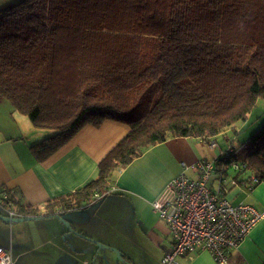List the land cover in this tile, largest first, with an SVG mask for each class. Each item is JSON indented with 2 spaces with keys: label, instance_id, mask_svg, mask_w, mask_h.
Masks as SVG:
<instances>
[{
  "label": "trees",
  "instance_id": "trees-1",
  "mask_svg": "<svg viewBox=\"0 0 264 264\" xmlns=\"http://www.w3.org/2000/svg\"><path fill=\"white\" fill-rule=\"evenodd\" d=\"M0 97L57 131L32 147L40 161L85 125L130 126L83 188L45 212L7 205L48 218L101 201L113 172L150 147L169 137L213 143L247 119L264 98V0H21L0 9ZM236 159L264 182V123ZM230 164L220 157L216 170Z\"/></svg>",
  "mask_w": 264,
  "mask_h": 264
},
{
  "label": "crops",
  "instance_id": "crops-1",
  "mask_svg": "<svg viewBox=\"0 0 264 264\" xmlns=\"http://www.w3.org/2000/svg\"><path fill=\"white\" fill-rule=\"evenodd\" d=\"M0 3H3L0 8L10 6L9 0H0ZM238 123L235 128L231 127L213 138L217 143L215 147L201 138L191 136L169 137L150 147L126 167L113 172V185L109 188L116 187V190L106 200L84 203L80 208L57 207L56 212L71 223L73 232L66 230L65 223L59 222L57 218L49 219L51 221L48 222L59 223L56 232L49 230V238L33 246L50 243L55 248H63L73 258L80 254H91V258L96 261L101 254H105L93 240L106 241L109 238L113 242L111 246L120 247L130 259L129 262L137 264L140 261L138 255L131 252V249L138 248L144 258L140 264H156V249L161 250L163 258L172 248L173 242L166 222L154 211L152 202L167 183L182 171L183 162L191 165L202 158H220L221 153L233 143V133H239ZM130 130L128 124L111 119L105 120L100 126L85 125L66 145L48 159L40 161L32 147L55 136L57 131L35 127L27 115L0 97V192L6 191L8 200L45 212V205L49 201L71 195L96 179L99 163ZM188 174L194 177L198 175L193 170H188ZM230 175L238 179V185L231 187V201L234 204L249 203L264 210V182L249 190L246 181L252 175L250 172ZM212 181L213 186H216L218 175ZM8 200L0 203L6 211L3 215H9L10 210L17 214L14 207L7 205ZM111 228H115L114 235L110 232ZM60 235L64 237L63 242ZM126 237L134 240H130L133 247L125 242ZM143 241L141 246L140 242ZM73 244L82 246V249ZM158 258L161 264L159 255ZM187 264L218 263L209 252H202L187 261ZM229 264H264V219L240 248L233 252Z\"/></svg>",
  "mask_w": 264,
  "mask_h": 264
},
{
  "label": "built area",
  "instance_id": "built-area-1",
  "mask_svg": "<svg viewBox=\"0 0 264 264\" xmlns=\"http://www.w3.org/2000/svg\"><path fill=\"white\" fill-rule=\"evenodd\" d=\"M208 144L217 146L216 142ZM238 154L234 142L221 153V158L231 159L227 172L216 170L219 158H202L191 165L183 162L182 171L152 202L154 211L166 222L173 242L172 248L163 256L162 264H187L202 252H209L218 264H229L233 252L264 219V210L245 202L234 204L229 198L231 187L238 185V179L231 176L229 170L239 173L247 169L246 162L236 159ZM188 170L196 171L198 175L191 176ZM215 175H218V183L213 186ZM246 183L252 190L259 180L252 174ZM115 190L116 187H111L104 193L96 192L95 198L101 199ZM8 198L6 191L0 192V203ZM9 216L18 215L10 210ZM0 264H17L12 252L1 245Z\"/></svg>",
  "mask_w": 264,
  "mask_h": 264
},
{
  "label": "rangeland",
  "instance_id": "rangeland-1",
  "mask_svg": "<svg viewBox=\"0 0 264 264\" xmlns=\"http://www.w3.org/2000/svg\"><path fill=\"white\" fill-rule=\"evenodd\" d=\"M20 1L21 0H15V1L9 0V4L13 5ZM2 4L3 3H0V7ZM263 123H264V98H259L257 100L256 106L248 115L247 119L245 121H240L238 123L237 129L239 130V133L236 134L235 132L232 135V136L235 135V139L233 140V142L235 146L238 148L240 152L239 154L240 156L246 153V151L249 149L252 137L258 132V130L261 128ZM229 173L235 174L236 172L230 169ZM114 194L115 193H112V195ZM109 195L111 194L105 195L104 199H102L100 203L106 200ZM93 200H97L95 196ZM0 213L1 214L6 213L5 208L1 204H0ZM60 217L66 220L63 216L60 215ZM49 219L51 220L56 219V217L39 218L35 220L14 222V223H7L0 218V244L5 249L10 250L12 252L14 258L16 259L17 264H123L122 259L119 257V254L113 251V248H115L119 250L122 254H124L122 252V249L120 247L111 246V244L113 245V242L109 238H106L107 242L104 239L100 241L97 240L98 248L103 250V253L105 255L101 254L96 261L93 258H91V254L90 255L80 254L79 257L73 258L72 256L66 254L63 248L61 247L55 248L51 246L50 243H45L40 246L34 247L33 245H35V243L36 245H38L40 243H43L40 242L43 239H47V237L49 238L48 235L49 230L56 232V227L59 226V223L57 221L48 222L51 221ZM57 220L59 219L57 218ZM59 222H61V220H59ZM66 222L68 221L66 220ZM68 224L69 226L65 224L66 230L69 231L70 229L73 232V229L71 228V223L68 222ZM111 229L112 231L110 232L114 235L113 232L115 231V228H111ZM59 238L63 242L64 237L60 235ZM130 240L133 239H131V237H126L125 242H127V244H131ZM88 241L90 242V240ZM144 242L145 241L140 242V245L142 246ZM73 245L82 249V246L80 245H76V244ZM131 246L133 247L132 244ZM133 249H131V252L136 253L140 261H143L144 258L141 257V251H138V248H133ZM158 255L161 258L160 249L159 250L156 249V254H155L156 264H160L158 262L159 261ZM140 261L139 262L137 261V264H140L141 263Z\"/></svg>",
  "mask_w": 264,
  "mask_h": 264
},
{
  "label": "water",
  "instance_id": "water-1",
  "mask_svg": "<svg viewBox=\"0 0 264 264\" xmlns=\"http://www.w3.org/2000/svg\"><path fill=\"white\" fill-rule=\"evenodd\" d=\"M56 218H58L59 220H61L63 223H65L67 226H69L68 222H66V220H64L63 218L60 217V215H56L55 216ZM0 218L2 220H4L5 222L7 223H14V222H23V221H30V220H35V219H39L41 217H35V216H9V215H3V214H0ZM95 243H97L96 240H93ZM102 245V244H101ZM103 246V245H102ZM113 251L117 252L119 254V257L122 259L123 262H125L126 264H133L127 260H125L123 257H122V253L113 248Z\"/></svg>",
  "mask_w": 264,
  "mask_h": 264
}]
</instances>
